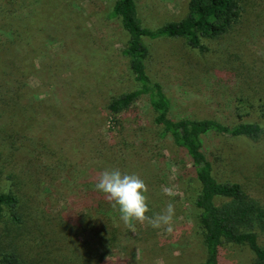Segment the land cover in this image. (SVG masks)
<instances>
[{
	"label": "rangeland",
	"instance_id": "rangeland-1",
	"mask_svg": "<svg viewBox=\"0 0 264 264\" xmlns=\"http://www.w3.org/2000/svg\"><path fill=\"white\" fill-rule=\"evenodd\" d=\"M113 1L0 0V92L8 87L34 103L17 106L8 95L0 100V158L8 154L22 160L21 198H29L24 200L38 212L40 225L53 228L60 242L46 255L51 261L199 264L204 246L192 205L198 184L188 158L161 135L144 96L120 126L112 124L106 110L112 98L137 89L121 54L127 34L117 18L109 17ZM134 1L147 28L179 20L187 2ZM143 42L149 51L146 73L162 85L171 105L170 118L264 124L255 99L246 100L252 106L247 116V109L241 110L239 119L234 111L235 74L242 70L237 56L264 67L263 16L233 43L208 42L204 54L181 39ZM15 135L30 143L40 141L49 152L27 161L26 151L13 152L10 136ZM204 141L218 158L213 167L218 180L237 181L264 203V138L251 142L209 135ZM105 169L144 180L150 216L171 201L172 232L147 223H137L134 230L125 227L118 210L95 190ZM3 185L0 179V190ZM164 188L172 195H165ZM220 254L223 264H252L245 246H224ZM78 255L79 261L73 260Z\"/></svg>",
	"mask_w": 264,
	"mask_h": 264
},
{
	"label": "trees",
	"instance_id": "trees-1",
	"mask_svg": "<svg viewBox=\"0 0 264 264\" xmlns=\"http://www.w3.org/2000/svg\"><path fill=\"white\" fill-rule=\"evenodd\" d=\"M262 16L264 0H187L183 17L155 28L142 25L134 0H114L109 13L110 18L119 20L127 34L121 54L127 59L137 89L112 98L106 110L112 124L120 126L128 115L134 113L132 108L136 100L144 96L153 114V123L161 128V135L169 137L188 158L190 171L198 184L192 205L204 246V259L199 264H223L220 250L230 245L245 246L253 256L252 264H264V203L246 193L237 181H219L213 171L218 158L213 149L209 151L204 144L209 135L259 142L264 138V124L170 118L171 105L162 85L151 81L146 73L149 51L143 39H181L188 48L204 54L208 52V42L225 40L233 43L258 21L261 22ZM237 57L242 70L235 74V101L238 105L234 111L239 119L243 114L241 110L247 109L244 114L247 116L252 108L250 104L246 105L250 97L260 102L258 118L264 123V67L254 61L248 64L242 57ZM246 65L249 67L245 69ZM11 91L8 87L2 89L0 100L8 95L17 106L22 102L33 103L30 96ZM15 137L10 136L13 152L26 151L27 161L49 152L40 141L30 143L24 139L25 136ZM21 162L15 155L7 154L0 158V179L5 184L0 190V264H67L64 261L53 262L46 256L60 242L53 228L40 225L38 212L24 200L29 198H21V182L25 176ZM79 259L80 255L73 260ZM81 261L82 264H90L89 259Z\"/></svg>",
	"mask_w": 264,
	"mask_h": 264
},
{
	"label": "clouds",
	"instance_id": "clouds-1",
	"mask_svg": "<svg viewBox=\"0 0 264 264\" xmlns=\"http://www.w3.org/2000/svg\"><path fill=\"white\" fill-rule=\"evenodd\" d=\"M94 187L105 196L114 210H118L125 227L134 230L137 223H147L153 229L164 228L167 232H172L174 204L169 201L162 212L148 215V188L137 174L122 173L119 169H105L99 174ZM162 190L165 195H172L171 189Z\"/></svg>",
	"mask_w": 264,
	"mask_h": 264
}]
</instances>
